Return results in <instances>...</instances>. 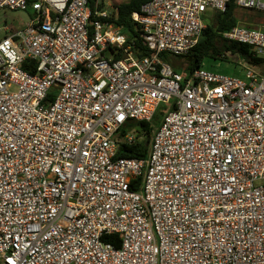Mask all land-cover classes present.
<instances>
[{"label": "built area", "instance_id": "built-area-1", "mask_svg": "<svg viewBox=\"0 0 264 264\" xmlns=\"http://www.w3.org/2000/svg\"><path fill=\"white\" fill-rule=\"evenodd\" d=\"M227 3L150 0L136 56L111 0H0L30 16L0 36V264H264V69L161 57H185ZM222 38L264 61V28ZM156 113L146 157L117 156Z\"/></svg>", "mask_w": 264, "mask_h": 264}, {"label": "trees", "instance_id": "trees-1", "mask_svg": "<svg viewBox=\"0 0 264 264\" xmlns=\"http://www.w3.org/2000/svg\"><path fill=\"white\" fill-rule=\"evenodd\" d=\"M115 5L117 14L115 17L109 18V21L122 28L125 34L128 35V41L133 40L135 45L136 56H147L149 52L141 45L134 32V23L131 21V14L139 12L142 5L150 0H117ZM235 0H228L224 12H212L205 18V27L201 33L197 44L188 52L182 59L169 58L161 56L167 60L174 69L173 60H183L186 70L191 72L196 69L203 68L204 61L210 60L219 62L225 55L238 56L248 67L259 70L264 69V61L252 57L251 48L245 44L228 41L222 38V33L229 31L234 26L239 24V19L236 16L237 10L254 11L247 9H239L236 7ZM257 13H264L259 12ZM32 64H23V69L32 73ZM160 113H156L152 120V127L149 123L130 122L120 133L118 137L117 156L124 158H145L148 150L149 140L153 127L158 125ZM131 133L135 137L134 144L125 143L122 139L125 133ZM103 241L112 243L116 247L119 246L117 236H105Z\"/></svg>", "mask_w": 264, "mask_h": 264}, {"label": "rangeland", "instance_id": "rangeland-1", "mask_svg": "<svg viewBox=\"0 0 264 264\" xmlns=\"http://www.w3.org/2000/svg\"><path fill=\"white\" fill-rule=\"evenodd\" d=\"M112 5L118 3L117 0H111ZM236 16L239 19L240 25L250 28H264V13H257V11L237 10ZM30 16L23 11H10L7 9L0 10V36L9 35L13 30L23 27ZM6 29V30H5ZM173 64L177 68L184 67L183 60H173ZM243 62L238 56L225 55L222 61L215 62L204 61L203 69L217 73L227 77H244Z\"/></svg>", "mask_w": 264, "mask_h": 264}, {"label": "crops", "instance_id": "crops-1", "mask_svg": "<svg viewBox=\"0 0 264 264\" xmlns=\"http://www.w3.org/2000/svg\"><path fill=\"white\" fill-rule=\"evenodd\" d=\"M239 23H241V22H239Z\"/></svg>", "mask_w": 264, "mask_h": 264}]
</instances>
